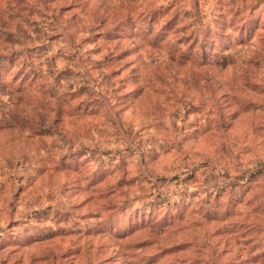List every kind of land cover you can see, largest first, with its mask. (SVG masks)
Instances as JSON below:
<instances>
[{
    "label": "rangeland",
    "instance_id": "obj_1",
    "mask_svg": "<svg viewBox=\"0 0 264 264\" xmlns=\"http://www.w3.org/2000/svg\"><path fill=\"white\" fill-rule=\"evenodd\" d=\"M0 264H264V0H0Z\"/></svg>",
    "mask_w": 264,
    "mask_h": 264
}]
</instances>
